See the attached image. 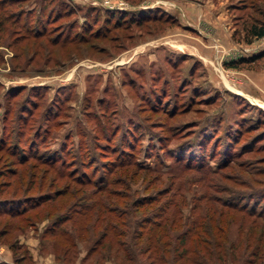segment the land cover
Returning <instances> with one entry per match:
<instances>
[{
	"label": "rangeland",
	"instance_id": "374dc122",
	"mask_svg": "<svg viewBox=\"0 0 264 264\" xmlns=\"http://www.w3.org/2000/svg\"><path fill=\"white\" fill-rule=\"evenodd\" d=\"M177 1L0 0V264H264V2Z\"/></svg>",
	"mask_w": 264,
	"mask_h": 264
},
{
	"label": "trees",
	"instance_id": "16d2710c",
	"mask_svg": "<svg viewBox=\"0 0 264 264\" xmlns=\"http://www.w3.org/2000/svg\"><path fill=\"white\" fill-rule=\"evenodd\" d=\"M263 2H264V0H263ZM2 3V2H1ZM154 9H156V7H148V8H143L142 10H139L138 12H137V14H138V16L137 17H135V15H133V14H131L130 16H129V18L128 19H130L131 21H134V20H136V22L137 23H142V22H145L146 20H151V19H156V18H158V17H160V14H153L152 12H150V11H153ZM147 11V12H146ZM134 13H136V12H134ZM125 19H118L117 20V23H118V26L124 21ZM247 28H246V31H247V33L248 34H250L251 35V38H254V37H262V36H264V20H259V18H257V19H254V20H252L251 21V23L250 24H248L247 26H246ZM251 38L249 39V40H251ZM254 58H256V57H254ZM251 59H253V58H251ZM145 202H147V201H142L140 204H144ZM139 203H137V204H139ZM131 214V212H128L127 213V215H130ZM146 217V216H145ZM129 218L131 219V217L129 216ZM148 219V218H147ZM161 222L162 221H155V224H157V225H159V224H161ZM154 227H150V229L152 230ZM187 230H185V231H183L182 232V235H185L186 236V232ZM153 232L154 231H152L151 233H149V235L150 234H153ZM148 238H149V236H148ZM147 238V239H148ZM185 239H187V238H185ZM185 239H181V241H180V245L182 244V245H185V243H186V240ZM180 245H178V246H180ZM153 253V252H152Z\"/></svg>",
	"mask_w": 264,
	"mask_h": 264
},
{
	"label": "crops",
	"instance_id": "0c3cea01",
	"mask_svg": "<svg viewBox=\"0 0 264 264\" xmlns=\"http://www.w3.org/2000/svg\"><path fill=\"white\" fill-rule=\"evenodd\" d=\"M197 1V3L198 4H200V7H201V12L199 13V15L200 16H202V17H207L208 16V13H211V12H213V10L211 9L210 11H209V5L207 4L206 6V8L205 7H203V6H201L203 3L202 2H204V0H179V1H177L178 2V8L179 9H181V8H185V9H190V8H193V7H197V6H195V2ZM223 0H210V4H219V3H216V2H222ZM197 4V5H198ZM212 5H210V6H212ZM147 6H149V7H160V6H162L161 4H158V3H151V4H148ZM162 8H164L163 6H162ZM161 8V9H162ZM209 11V12H208ZM222 12L223 13H225L226 12V10L225 9H222ZM209 20V22H211L212 24L213 23H216L217 21H218V19L216 18L215 20L214 19H208ZM217 25V24H216ZM188 27V26H187Z\"/></svg>",
	"mask_w": 264,
	"mask_h": 264
}]
</instances>
